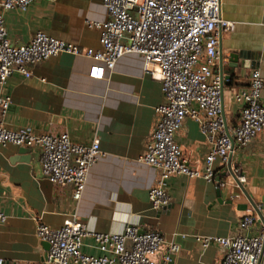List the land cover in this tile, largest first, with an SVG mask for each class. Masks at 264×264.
Instances as JSON below:
<instances>
[{
  "label": "crops",
  "instance_id": "1",
  "mask_svg": "<svg viewBox=\"0 0 264 264\" xmlns=\"http://www.w3.org/2000/svg\"><path fill=\"white\" fill-rule=\"evenodd\" d=\"M220 8L222 17L234 23L232 30L221 33L223 60L231 51L254 55L223 85V112L232 126L240 107L233 92L247 85L252 69L264 78V0H220ZM3 17L7 37L16 45L44 31L80 48L101 47L100 29L86 24L105 19L101 0H33L25 11L9 9ZM93 62L81 54L62 52L34 63L29 77L12 73L3 86L2 94L11 98L4 118L7 127L66 132L71 141L81 144L98 138L102 155L90 168L76 201L72 185L58 186L41 173L39 147L0 148V209L7 215L0 222L1 264H50L45 245L36 236L37 219L58 227L72 213L93 232L120 233L126 224L159 231L180 245L170 264H220L223 248L216 242L203 247L195 237L258 232L264 219V131L230 153V161L246 177L244 183L223 171L216 172V179L224 183L220 186L200 177L171 175L166 183L169 204L154 210L148 190L159 170L139 157L159 117L155 107L163 102L160 82L143 71V57L137 53L118 58L103 79L88 76ZM215 71L218 74V66ZM224 73L231 70L225 67ZM175 141L189 166L202 169L209 144L193 119L184 118ZM215 167L219 168L218 160ZM249 207L258 218L242 231L239 220ZM80 249L102 254L89 235Z\"/></svg>",
  "mask_w": 264,
  "mask_h": 264
},
{
  "label": "built area",
  "instance_id": "2",
  "mask_svg": "<svg viewBox=\"0 0 264 264\" xmlns=\"http://www.w3.org/2000/svg\"><path fill=\"white\" fill-rule=\"evenodd\" d=\"M32 1L0 0V148L10 144L39 147L41 173L58 186L72 185V197L78 201L90 168L102 155L99 139L81 144L71 141L66 132L7 127L4 118L11 98L2 94L3 86L12 73L29 77L34 63L62 52L91 58L94 62L87 74L95 79H103L105 70H112L122 55L137 53L143 57V71L160 82L163 95V102L155 107L158 120L139 157L159 170L156 183L148 190L151 207L161 210L168 206L166 183L171 175L200 177L220 186L224 183L216 179V172L223 171L231 173L239 184L246 181L240 167L230 161V153L264 131V78L258 69H252L247 85L233 92L240 106L239 118L229 126L223 117V87L215 69L219 36L232 30L234 23L222 17L220 0H101L105 19L86 23L100 29L101 47L97 49L80 48L44 31L35 32L27 43H11L3 12L25 11ZM186 117L198 124L209 144L202 169L189 166L175 141ZM6 218L0 209V222ZM257 218L249 207L239 220L240 229L248 231ZM88 235L101 255L81 251ZM36 236L48 243L45 255L50 264H170L181 250L159 231L130 224L120 233L89 231L76 213L66 216L58 227L37 219ZM195 238L203 247L216 242L223 248L220 264H264V219L254 235Z\"/></svg>",
  "mask_w": 264,
  "mask_h": 264
},
{
  "label": "water",
  "instance_id": "3",
  "mask_svg": "<svg viewBox=\"0 0 264 264\" xmlns=\"http://www.w3.org/2000/svg\"><path fill=\"white\" fill-rule=\"evenodd\" d=\"M254 54V53H253ZM254 58V55H252L251 52L245 51V50H239V51H231L227 54L225 61L224 55L222 52V40H221V34L219 36V43H218V74L221 80V85L228 84L229 80L232 78V75L234 74L235 70L241 69L244 67V62L246 59H252ZM228 68L231 70V73H224V68ZM224 120V112H223ZM24 148V147H23ZM219 190V189H218ZM220 193V191H218ZM263 222V219H261ZM45 245V249L48 248V243L43 242Z\"/></svg>",
  "mask_w": 264,
  "mask_h": 264
}]
</instances>
